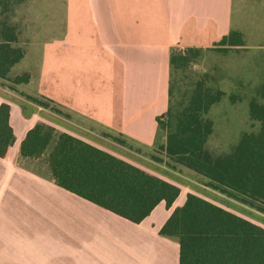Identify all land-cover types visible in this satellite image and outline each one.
<instances>
[{
	"label": "crops",
	"instance_id": "crops-1",
	"mask_svg": "<svg viewBox=\"0 0 264 264\" xmlns=\"http://www.w3.org/2000/svg\"><path fill=\"white\" fill-rule=\"evenodd\" d=\"M4 24L16 28L14 46L24 57L0 78V105L10 106L15 136L0 157V264H180V239L161 229L191 191L176 183L174 169L138 164L122 155L124 147L115 151L95 140L120 138L157 154L159 119L170 107L172 53L218 48L232 32L244 45L228 48L264 49V0H0ZM24 73L27 83L11 81ZM26 96L48 100L72 129ZM39 122L54 134L41 156L25 157L21 144ZM224 128L216 125L217 156L241 139ZM62 133L177 184L180 195L134 223L60 187L49 158Z\"/></svg>",
	"mask_w": 264,
	"mask_h": 264
},
{
	"label": "trees",
	"instance_id": "trees-1",
	"mask_svg": "<svg viewBox=\"0 0 264 264\" xmlns=\"http://www.w3.org/2000/svg\"><path fill=\"white\" fill-rule=\"evenodd\" d=\"M17 41L15 27H0V78H6L24 57V49L14 46ZM242 42L241 34L232 32L220 45ZM199 51H174L172 66L177 62L186 65ZM29 79L24 73L11 81L21 84ZM222 95L220 91L212 95L200 85L189 105L175 116L170 105L167 118L159 119L158 135L165 130L166 139L157 151L165 158L153 155L171 169L182 165L204 176L209 188L264 214V106L255 101L250 106V117L261 123L259 131L244 133L231 153L215 156L206 148L212 122L202 115ZM26 97L38 106H52L44 98ZM54 131L45 122L36 124L21 144L22 155L41 156ZM115 139L127 145L125 140ZM14 142L10 106L3 103L0 157ZM49 165L60 187L134 223L148 217L160 202L170 208L181 193L177 184L68 133L60 135ZM161 234L180 239V264H264V227L195 193H189L184 205L173 211Z\"/></svg>",
	"mask_w": 264,
	"mask_h": 264
},
{
	"label": "rangeland",
	"instance_id": "rangeland-1",
	"mask_svg": "<svg viewBox=\"0 0 264 264\" xmlns=\"http://www.w3.org/2000/svg\"><path fill=\"white\" fill-rule=\"evenodd\" d=\"M241 45H244L243 42ZM228 46L230 47L233 45L225 44L220 45L218 48L200 50L197 55H194L184 66H180L178 62L173 64L170 78V105L173 116L189 105L196 89L200 85L210 90L212 95H215V93L219 91L223 93L221 99L211 105L209 110L202 115L204 119L212 122L213 132L207 139L206 148L215 156L218 155V150H216L218 144L215 133L216 125H219V130L221 126L225 127L224 130L228 129L229 132L226 134L232 137V139H240L246 132H258L261 123L250 117V106L254 101L264 106V49L257 48L256 46L238 50L228 48ZM179 53L180 52L177 51L176 55ZM231 68H233L235 72L240 70L241 73L238 72L239 74L232 76L230 74ZM223 90L225 92H223ZM221 136L220 134L219 139H221ZM107 139L111 142L114 141L119 143L114 138ZM165 139L166 133L164 130L158 135L156 145L160 148V146L165 143ZM113 147H115V145H113ZM113 147L111 146L112 149H114ZM122 151L132 156V158L130 157L129 159L133 162L134 158L142 160L141 162H136L138 164L153 167L160 164L151 151L143 149L135 150L126 145ZM158 154L159 152L157 154L155 153L156 156H160ZM153 163L155 165H153ZM162 165L169 168L172 167L169 165L166 166V164ZM177 166L178 167H173L172 169L176 171L174 175L180 180L178 184L182 186L183 191L200 192V195L209 200L221 204L248 219L258 221L252 216V214H256L255 211L251 213L247 209L240 207L238 203L228 202L218 191L212 192L207 189L198 191L186 186V183L194 185H205L206 183L200 182L194 176L188 175L187 169H184L182 165ZM165 172L170 173V171ZM200 188L202 189V187ZM256 215L260 216L258 214Z\"/></svg>",
	"mask_w": 264,
	"mask_h": 264
},
{
	"label": "built area",
	"instance_id": "built-area-1",
	"mask_svg": "<svg viewBox=\"0 0 264 264\" xmlns=\"http://www.w3.org/2000/svg\"><path fill=\"white\" fill-rule=\"evenodd\" d=\"M52 105V104H51ZM41 109H43V110H45V111H47L48 112V114H50V116L56 121V122H58L59 123V120H61V121H63V124L64 125H66L67 127H69V128H71L72 129V127H70L71 126V124H70V120L68 119V118H66L65 116H63L62 114H60L59 112H57V110H54V109H52L53 107H54V105H52L51 107H48V108H44V107H41V106H39ZM58 117V118H57ZM57 118V119H56ZM163 118H167V116L165 115V116H163ZM59 119V120H58ZM95 141H97V142H99L100 144L102 143L103 145H105L106 147H108L109 149H112L111 148V146L113 147V145H115V147H113L115 150H117L118 148H120V146H122V147H124L125 145H123V144H120V143H116V142H114V141H109V139H107V137L105 138H99L98 140L96 139ZM118 144H120V145H118ZM122 149L123 148H121V153H122V155H125V156H127V155H129V154H127L125 151H122ZM127 157H129V156H127ZM160 164V166L161 167H164V168H161V167H159V166H156V167H158L159 169H161V170H164V172L165 171H167L168 169H171V168H169V167H165V165H162V164H166L165 162H163V163H161V162H159ZM167 166V165H166ZM174 180L176 181V183H178V182H180V180L179 179H177V177L176 176H174ZM186 186H188V187H190V188H193V189H196V190H198V191H203V189H207V190H210V191H214V192H216L215 190H213V189H211V188H209L208 186H205V185H200V184H197V185H194V184H190V183H186ZM198 186H200V187H202V189L200 188V187H198ZM197 192V191H196ZM196 192H191V193H195V194H197ZM221 195H222V197L224 198V199H226L228 202L229 201H231V202H233V203H238L239 205H240V207H242V208H244V209H247L248 211H250L251 213H252V211H255L256 212V214H258V215H260V216H257L256 214H252V216L255 218V219H257L258 221H254V220H251V219H249V220H251L252 222H254V223H256V224H258V225H261V226H263L264 227V214H262V213H260V212H258V211H256V210H254V209H252V208H250V207H248V206H245V205H243V204H241L240 202H238V201H236V200H234V199H231V198H229L228 196H226V195H224V194H222L221 192H219ZM197 195H199V196H202V195H200V192L197 194ZM202 197H204V196H202ZM206 198V197H205ZM208 199V198H207ZM211 201V200H210ZM213 202V201H212ZM215 203V202H214ZM215 204H217V203H215ZM237 204V205H238ZM217 205H220V206H222V207H224L223 205H221V204H217ZM224 208H226V207H224ZM241 208V209H242ZM226 209H228V208H226ZM244 209H242V210H244ZM228 210H230V209H228ZM230 211H232V210H230ZM244 211H246V210H244ZM232 212H234V211H232ZM247 212V211H246ZM234 213H236V212H234ZM254 213V212H253ZM236 214H238V213H236ZM238 215H240V214H238ZM240 216H242V217H244L243 215H240ZM262 217V218H261ZM246 218V217H245ZM246 219H248V218H246ZM260 222H262V223H260Z\"/></svg>",
	"mask_w": 264,
	"mask_h": 264
}]
</instances>
